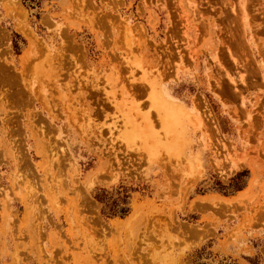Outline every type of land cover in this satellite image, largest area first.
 Masks as SVG:
<instances>
[{"label":"rangeland","instance_id":"rangeland-1","mask_svg":"<svg viewBox=\"0 0 264 264\" xmlns=\"http://www.w3.org/2000/svg\"><path fill=\"white\" fill-rule=\"evenodd\" d=\"M27 3L0 0V264H192L203 247L264 264V0ZM127 115L152 134L127 140ZM120 185L129 212L101 214L96 189Z\"/></svg>","mask_w":264,"mask_h":264},{"label":"trees","instance_id":"trees-1","mask_svg":"<svg viewBox=\"0 0 264 264\" xmlns=\"http://www.w3.org/2000/svg\"><path fill=\"white\" fill-rule=\"evenodd\" d=\"M26 1V0H24ZM32 3V0H28ZM31 3H27L29 6H33ZM17 37H20L21 41L24 42V39L16 32H13L12 44L16 51H19L21 48ZM248 170L243 169L238 171L232 178L229 184H221L216 187L218 190L229 193L234 190H237L243 186V176L247 175ZM94 197L97 201L101 203L100 212L101 214L109 217L113 216H125L130 210V193L127 190V187L120 185L113 190H109L105 187H98L95 191ZM204 250V247L197 251L195 258L192 264H207L205 261L201 260V255Z\"/></svg>","mask_w":264,"mask_h":264},{"label":"bare ground","instance_id":"bare-ground-1","mask_svg":"<svg viewBox=\"0 0 264 264\" xmlns=\"http://www.w3.org/2000/svg\"><path fill=\"white\" fill-rule=\"evenodd\" d=\"M240 16V15H239ZM241 18V17H240ZM236 20V19H235ZM244 33V32H243ZM160 96H161V94H160ZM165 96V95H164ZM162 97V96H161ZM153 99H154V96L151 98V104H153L154 105V103H153ZM163 99V98H162ZM157 101V100H156ZM114 102V101H113ZM157 105H156V107L158 108L159 106H161L160 105V102L158 101V102H155ZM162 103H163V100H162ZM169 103V102H168ZM158 110H160L159 108H158ZM171 110V109H170ZM156 112V111H155ZM161 112V111H160ZM159 112V113H160ZM163 112V114H164V111H162ZM162 112H161V114L160 115H162V116H165V115H163L162 114ZM166 112V111H165ZM138 113V112H137ZM140 113V112H139ZM159 113H156V114H159ZM176 114L175 115H173L172 117H170V118H168V121H167V123L170 125V124H172V123H176V124H178L179 125V127L178 128H173V127H170L169 129L170 130H167V127H166V130L167 131H173V134H171V132L169 133L170 135H169V137H171V138H173V140L171 139L169 142L170 143H172L171 144V147L175 144V142H176V139H178V141H180L181 140V136H182V134H183V118H182V116L178 113V112H175ZM134 114H135V112H134ZM133 114V115H134ZM137 115V114H136ZM159 115V117H161V122H162V120H164V117H163V119H162V116H160ZM135 116V115H134ZM120 117H121V115H120ZM140 117V116H139ZM142 117V116H141ZM140 117V118H141ZM183 117H185V116H183ZM153 118V117H152ZM167 117H165V119H166ZM137 118H135V117H133V116H131V115H127V117H125V119H124V133H122V136L124 135V137H126V139L127 140H130L131 138L132 139H134V138H139V139H145L146 137H148L149 135H151L152 133L150 132L151 131V127L150 126H148V124H149V122H147V121H140V122H138L137 120H139V119H137ZM150 121V120H149ZM191 121V120H190ZM122 122V121H121ZM166 121H163L162 123H165ZM150 125V124H149ZM163 125H167L166 123L165 124H163ZM162 125V127H163V129H164V132H165V128H164V126ZM148 128H151V129H149L148 130ZM123 130V129H122ZM122 132V131H121ZM149 132V133H148ZM146 134L148 135V136H146ZM165 134H166V132H165ZM168 134V133H167ZM166 134V135H167ZM162 135H164V133L162 134ZM158 136H159V134H158ZM168 137V136H167ZM162 138H165V136H162ZM131 139V140H132ZM156 139L157 140H159L158 138H157V136H156ZM166 139V138H165ZM170 139V138H169ZM151 140V139H150ZM161 140L162 139H160L159 141H158V143L159 142H161ZM166 140H168V138L166 139ZM153 141V140H152ZM178 141H177V143H178ZM137 143V142H136ZM179 143H181V141L179 142ZM179 143H178V145H179ZM131 144V143H130ZM141 147H143V146H141ZM158 147V146H157ZM178 147V146H177ZM176 147V148H177ZM147 148V147H146ZM171 152H173V151H171ZM174 154V153H173Z\"/></svg>","mask_w":264,"mask_h":264}]
</instances>
